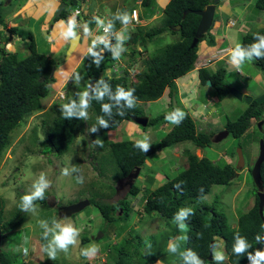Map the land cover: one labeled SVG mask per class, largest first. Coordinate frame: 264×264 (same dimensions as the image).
Listing matches in <instances>:
<instances>
[{
    "label": "rangeland",
    "instance_id": "1",
    "mask_svg": "<svg viewBox=\"0 0 264 264\" xmlns=\"http://www.w3.org/2000/svg\"><path fill=\"white\" fill-rule=\"evenodd\" d=\"M28 1L29 0H0V3H4L0 9L4 14L6 13L7 21L5 26L7 29L12 26L11 22L19 17L18 14L9 19L11 14ZM220 1L221 3L224 2V0ZM230 1H237L246 5L249 0ZM165 2L166 0H151L152 7L151 9L149 8L145 11V17L150 14L151 16L148 18L149 21L145 22V25H147L143 28V30L161 25V7ZM86 3L87 5L83 7V9L87 10L90 14H93L95 11L99 12L106 10L111 18L118 9H123V6H125L128 10L137 7L135 0H86ZM251 3L255 5L254 2ZM253 7L251 6L250 9H255ZM140 8L145 9L146 6H140ZM72 10L73 7L69 8V6H66L64 11L67 14V18L72 15ZM153 14L155 15L153 16ZM219 15V7L217 6L214 20L223 27L218 26V30L216 31L213 28L214 25L211 26L199 42L200 47H213V52L221 47H224L223 43H225L224 41L226 40L229 43H232L234 40L236 42L238 38L241 39V37L236 35V32L232 33V30H230L231 32L228 31L230 33L227 35V31H224L226 29V26H224L225 18H220ZM152 16L154 18H151ZM27 18V21L31 22L30 26L32 27L36 46H39L42 49L47 45V40L43 36L44 33L42 34L40 31L39 25L37 24L38 21L33 18L31 19L30 16ZM18 20L19 19H17L16 22H19ZM60 20L66 19L63 17L56 19L54 11L50 21V25H52L53 28L47 29L48 34L53 38L52 43L55 45L60 43V50L52 55L54 60L57 62V72L53 75V79H55L54 83H50L49 86L51 91L50 94L42 101L44 109L41 112H31L25 117L21 126L14 129L9 139V145L0 159V204L1 206L3 205L1 210L3 212L2 214H4V220L12 218L17 212L21 211L19 208L21 197L31 188L33 181L38 178L41 173H44L51 181V186L45 192L48 194L46 196L47 203L44 205L37 204L35 213L26 212V218L24 219L22 225L5 235V239L2 242V250L7 249L17 264L23 260L31 261L32 264H69L72 262L83 261H89L92 264H107L110 249L114 246L123 245L128 239H131V235L134 232H138L140 236H142L143 232L152 233L153 231L159 230L157 226V223H159V216L154 214L151 217H147L142 211V206L145 203V196L148 191L155 189L158 185L167 181V175H170L171 173L167 166L168 163L176 170H180V163L185 161L186 157L183 153L185 148L192 149L199 157L205 155L211 160H218L219 155L226 152L224 155L227 157L228 163L230 165L235 164V166L237 163V155L233 159H230L229 156H231V153L235 154L238 148L241 149L245 159V166L242 170L234 167L237 175L232 179L231 184H214L211 186L210 192L207 195L195 202L198 205L207 203L210 204V206H215L216 210L222 211L227 216L230 226H235L237 215L242 212H247L255 203L252 185L253 180L249 174L248 167H251L254 159H256L259 141L264 138V124L260 128L256 124L255 120H252L251 127L243 134L242 137L234 138L231 134H228L223 140L214 142L209 146L204 147L202 151L194 148L191 144H179L175 148H165L163 149L164 151L162 150L153 157L151 156L152 158L150 157L146 160L140 175L135 180L120 179V177L117 178V173L114 171V165L109 162V153L107 148L96 145L93 142L97 138L102 140L103 144L106 142H117L123 139L135 141L136 139H141L144 136H147L149 143H152L161 139L162 136L168 132L167 130H162L158 128L157 125L145 128L133 121H124L117 129L104 131L97 123V117L95 116L93 109L89 108V119H83L78 126L77 139H75L73 145L69 148L68 153L63 156H58L45 142V114L50 106L58 101L56 99L58 98L56 95V89L60 87V85L66 86L67 94L71 95L73 92L83 91L86 87L85 73L82 64L79 65L81 61L78 63L73 62L75 59L73 56L75 54H72L70 57L67 56V41H64L59 37L58 22ZM78 22L82 25L83 19H79ZM234 25L237 26L238 22H235ZM16 29L21 32V35L26 36V33L21 31V27ZM79 29H81V27L78 28V30ZM132 30H134V28H132ZM135 32L136 29L133 33ZM4 34L5 33H3L2 37L3 40L7 42L5 44L8 50L15 51L21 56H25L27 54L28 39L24 38L22 40L19 36L13 35L9 41H7V38L10 36L9 34ZM125 35L128 37L125 40V43H128L131 46L130 50L132 52L135 51L134 49L139 50V48H136L135 45L139 44L141 46L140 40L136 37V40L133 39L130 41L129 31H126ZM215 37H217L219 41L218 45ZM178 39V30L174 32L167 30L150 38L146 44L150 48L151 55L157 53L158 50L165 44L169 42L173 43ZM145 55L147 57L146 52ZM200 55L203 54L201 53ZM202 57L204 56H199L200 59ZM220 58L221 55L216 53L208 58L207 63H212L213 60L217 61ZM247 59L248 58H245L246 62L240 69L242 74L236 72L237 70L235 67L231 64V62H229L226 65V73L223 81L227 84L233 85L234 88L241 92L245 89V91H247L246 95L244 94L245 96L252 97V99L256 100L257 103H261V101H264V84H262L263 86L260 85V87H262L260 88L257 85L259 82L257 79L264 81V75L262 74V71L256 69L252 63L247 62ZM136 64L138 66L137 69L134 66H128L131 68L130 71L132 76L134 74V69H136L135 72H139L140 69L144 70L142 61L137 62ZM75 65L79 66L76 67ZM218 66L219 64H216L214 68L216 69ZM77 72L83 77L79 85H76L73 80V77ZM132 76L130 75V77ZM198 78V72L195 70L187 77L182 78L184 80L177 81L180 94L179 98L176 99V103L179 109H183L180 108V106L188 107V110L193 111L194 115H196L198 110L203 114H209L211 117L209 127H206L205 123H198V129L206 128V131L211 129L212 134L215 136L220 131H223L227 118L232 120L236 119L239 113L245 111L248 104L244 101L235 99L231 95L220 101L216 95H214L215 92L213 91V88L210 85H207L206 82L205 85L199 84L197 92L192 91L194 82L192 83L191 80H196ZM185 79L190 80L191 83L183 84L182 82L187 81ZM178 88L175 87V91H177ZM195 104L198 105V108H194ZM203 104L206 107H203ZM177 105L172 102L171 107H176L177 109ZM215 106H217L221 115V118L217 121L212 113V109ZM163 107H165V105H162L161 101L150 102L142 105L143 110L146 111L148 116L152 118L162 113H167L158 112V110ZM262 120H264V113ZM126 122H130L133 126H135L133 132L128 133L124 128ZM93 125L96 126L97 131L89 132V128ZM163 128H167V126H164ZM64 168L68 169L69 174L67 176L62 175V169ZM81 177L84 181L83 183H78L77 180ZM132 180V183H136L140 186L141 191L136 196H127L130 190L129 181ZM93 197L101 202L109 204L116 203L118 200L127 197V200L131 205V216L125 228L118 230V227L115 228L114 226H108L106 228V232H103L102 218L98 209L91 204L86 206L82 211L76 213L74 216L70 217L64 216L63 213L58 214L56 212L57 210L54 208L55 206L68 205L79 200ZM52 205L55 206L53 207ZM212 209H210V211ZM41 220H46L50 228L53 226L54 221L61 223H73L80 229L77 244L69 246L67 252L57 250L56 259L54 261L49 259L47 254L42 249L43 246L51 239V233H49L47 239L43 238L42 234L44 229L39 225V221ZM100 233H102V236L99 239L96 238V235ZM84 234L92 236L94 240L83 244L81 238ZM24 237H28L29 239V243L27 244L29 254L27 256H24L20 251H16V249L23 244ZM42 238L44 239V242H42ZM169 243L176 244V238L169 240ZM185 243V239L184 243L181 241L178 246V251H182L184 249ZM91 244L97 245L99 251L93 258H85L81 255V249L88 247ZM214 250L222 251L225 254V259L217 263H227L226 252L224 244H222V239L215 237ZM153 264H177V262L172 261L170 257H161V260H157Z\"/></svg>",
    "mask_w": 264,
    "mask_h": 264
},
{
    "label": "trees",
    "instance_id": "2",
    "mask_svg": "<svg viewBox=\"0 0 264 264\" xmlns=\"http://www.w3.org/2000/svg\"><path fill=\"white\" fill-rule=\"evenodd\" d=\"M61 1L65 2L69 8L79 6L78 0ZM211 2L212 0H169L162 9L160 26L147 30L139 28L137 38H141V41H144L167 30L174 32L172 29L174 26H181L178 30L179 39L173 43L165 44L157 53L148 56L144 60L142 74H139L134 82L129 83L127 81L130 77L127 71L124 72L125 75L123 74V76L101 74L105 67L104 60L112 59L110 61H114L109 50L105 49L102 52L104 59L99 67L92 63L90 56L85 55L83 67L86 85L89 82H94L93 84H95L100 77H103L112 85L113 92H115L117 85H122L126 89H135L132 95L136 98V103L132 108L125 105L122 109L124 112L123 116L118 115L120 110L118 105L113 107L111 116L101 112V103H113L108 100L107 96L103 101L90 100V108L93 109L95 116H103L109 122L108 128L101 126L102 130H115L124 120H131L133 117L145 115L141 103L160 101L162 98L161 94L166 86H169L170 94H172L174 91L173 80L194 69L199 42L208 31L200 37L198 44L191 48L190 44L199 17L194 13H190L182 19V14L188 9L201 10ZM142 3L144 6L151 7V0H143ZM3 5L4 3L1 2L0 7ZM255 5L264 11V0H256ZM64 10L56 19L61 17L67 19V14ZM83 18L85 22H88L89 27L93 24V19H89L87 15L83 16ZM5 19L6 13L4 14L0 9V26L3 28L5 27ZM118 22V20L114 21L115 28L119 25ZM10 30L13 34L17 33L14 27ZM254 33L264 35V29H255L248 34L242 35L241 46L243 48H248L254 42ZM26 37L29 41L28 52L25 56H21L14 51L6 52L5 47L0 45V159L9 145L11 133L22 124L21 122H23L25 116L33 111L40 112L44 109L42 100L50 94L49 83L54 80L53 77L49 78V76L54 66L56 67L55 60L37 48L32 31L27 32ZM102 47L103 45L100 46V49ZM257 58L254 59L255 63L264 69V57ZM225 73V67H220L214 72H209V70L204 68L199 71L200 82L205 85V81L209 79L211 87L219 100L229 94L227 84L223 81ZM76 93L73 92L68 95L63 102L57 101L53 103L45 114L44 124L46 130L44 139L58 156L68 153L69 148L77 139V129L83 120L76 116L71 119H65L60 111V106L63 103L68 102L69 99L77 98ZM121 103L123 104V102ZM182 110L185 113L184 119L178 125L172 124L173 127L161 139L150 143L149 150L146 153L134 147V140L123 139L103 144V147L108 150L109 162L114 165L117 178L126 177L136 167L142 168L148 158L153 157L165 148L170 149L177 144L188 142L194 147L197 146L203 149L212 143V133H197L193 119L184 108ZM263 112L264 101L257 103L256 100H252L245 111L236 119L228 118L225 127L230 131L231 136L240 138L250 128L251 119H260ZM167 114L168 112L149 118V123L145 128L155 125L160 128L163 124L168 125L170 122L165 119ZM184 152L187 161L186 167L179 172L170 170L171 173L167 175V181L148 191L145 196L142 211L147 217H151L154 214L159 216V223H157L159 230L152 233L143 232L142 236L138 232H134L131 235V239H128L123 245L114 246L110 249L107 264H153L161 257H170L177 264H187V261L183 258V253L188 249L193 250L204 261V264H218L215 260L208 258L210 242L215 236L223 238L227 257V263L225 264H250L247 253L242 256L233 253L234 234L238 232L241 236L246 237L247 242L251 245L247 251H254L257 244L256 235L264 234V227H262L264 223L258 212V197L254 194L255 204L247 212L239 214L237 227L232 228L227 216L222 211L216 210L215 206H210L207 203L198 205L195 202L207 195L212 185L231 184L232 179L237 175L235 168L224 160L213 162L207 156L199 158L190 148H185ZM260 177L264 187V161L261 164ZM175 184H180L181 189H176L174 187ZM201 189L203 190L201 191ZM140 190V186L134 183L127 196H136ZM46 196L47 194H45ZM46 202L45 198L34 203L44 205ZM90 202L99 211L103 223V232H106L108 226L118 227V230H121L128 224L131 216V205L127 197L112 204L101 202L94 197L90 198ZM183 207H191L194 210V215L184 221L187 225V229L184 232L179 229L174 220L176 213ZM1 209L2 206L0 204V230L3 232L19 225L26 216V212L19 211L11 219L3 221ZM210 209L212 210L210 211ZM119 211H121L120 214ZM185 236H187L185 240L186 247L182 252L178 251L179 241ZM174 238L177 239L176 251L170 253L168 251V242ZM81 239L83 244L94 240L92 236L87 234H84ZM42 242H44L43 238ZM0 264H14L13 256L6 249H1L0 251ZM18 264L32 263L21 261ZM69 264L92 263L83 261Z\"/></svg>",
    "mask_w": 264,
    "mask_h": 264
},
{
    "label": "clouds",
    "instance_id": "3",
    "mask_svg": "<svg viewBox=\"0 0 264 264\" xmlns=\"http://www.w3.org/2000/svg\"><path fill=\"white\" fill-rule=\"evenodd\" d=\"M78 1H79L78 2L79 6L76 8H73V10H72L73 12H71L72 15L69 16L66 20H60L58 22V27H59V37L61 39H63L64 41H67L68 49L70 46V42L76 41L78 38H79V40H78V43H77L74 51L76 50L78 44L82 43V41L85 39L87 40V50H86V52L82 58V61L79 65L82 64V67H83V59H84L85 55H88L92 58V63L95 64L96 67H99L101 64V61L104 59V57L102 56V52H104L105 49H107L111 52L112 58L116 62L114 65V64L110 63V60H112V59L107 60V61L104 60V62H105L104 66L105 67L101 71L102 75L105 74L108 76H119V75L123 76L125 71L128 72L131 69L128 66H134L137 69L138 68V66L136 64L137 62L142 61V64H143V59L146 57L145 52L147 53V55L148 54L150 55V48L146 44V42L149 41L150 38L147 40H144V41H141V38H137L138 40L141 41V46L139 48V51L135 52V53L130 50L131 46L129 44L125 43V40L128 38L125 35V32L127 31L128 27H131V28L136 27V33H137V37H138L139 28L143 29L147 25V24L145 25V22L149 21L148 18H150L151 14L147 17H145L144 15L141 14L143 9L140 8V6L141 7L144 6L142 3L143 0H140L139 4H136L137 7H134L131 10H128L127 8H125V6H123V9H121V10L118 9L117 12L114 13V15H112V18L110 17V15H108L109 13L106 10L99 11V12L95 11L93 14H90L87 10L83 9V7H85L87 5L86 0H78ZM61 3H63V2L61 1ZM61 3H60V5H61ZM220 5H221V1L217 0L216 9H217V6L220 8ZM151 7L146 6V8H148V9L149 8L151 9ZM161 8L163 9V7H161ZM161 13H160V18H161ZM85 15H87L89 19H93V24L90 27H89L88 22H85V20L83 18V16H85ZM153 16L151 18H154ZM136 17L138 20L137 23L134 22V19H136ZM79 19H83L82 25L79 24V22H78ZM116 20H118L122 26L120 30H116V28H115L114 21H116ZM5 21H6V19H5ZM227 22H230L229 24L231 25L234 21L228 20ZM214 23H215V20L213 19L212 26L214 25ZM5 24H6V22H5ZM80 27H81V29L78 30V28H80ZM11 28H12V26L8 27V29L6 28V26L4 28L2 26H0V40L2 39L3 33H5V32L10 33L11 32V30H10ZM14 28H17V27H14ZM16 31H18V30L16 29ZM24 33H27V32H24ZM19 37L22 40L24 39L23 37L28 39L24 35L19 36ZM33 37H34V34H33ZM253 40H254V42L251 43L248 48H243L240 43H237L235 45V47L231 50L230 61L236 70L239 71L241 69L242 65L246 62V60H245L246 57L249 58L247 62L253 61V57H264V35H262L260 33H254L253 34ZM7 41H9V38H7ZM28 41H29V39H28ZM34 41H35V39H34ZM89 41H90V44H89ZM198 42H199V40H198ZM143 43L145 44L144 46L142 45ZM101 45H103V47L100 49ZM200 50H201L200 45H198L197 57L195 60L194 69H192L191 71H193V70L195 71L196 68L203 69L207 65L208 57L204 56L200 59L199 58V56L201 54ZM40 51L42 53H46L47 55H48V53L50 54L48 49H45V48H42V49L40 48ZM74 51L69 55V57L72 56ZM6 52H8V50ZM202 54L204 55L205 53H202ZM52 59H54V58H52ZM55 63H56V68H57V62L55 61ZM79 65H75V66L78 67ZM136 69H134L133 76L130 77L129 79H127V81L129 83L134 82L142 70V69H140L139 72H135ZM83 70H84V67H83ZM82 79H83V77L81 76L80 73H78V72L75 73L73 80H74V83L76 85H79L80 81ZM54 81H55V79L53 81H51L50 83L52 84V83H54ZM50 83H49V86H50ZM93 83L94 82H92V83L89 82L83 91L77 92L76 93V97H77L76 99H69L68 102L63 103L60 106V111L62 113V116L65 119H71L73 116H76V117H79L81 119L88 120L89 119L88 109L91 106L90 100L94 99L97 101H103L106 96H107L108 100L112 101L113 103H101V112L107 114L108 116L112 115V109L114 106H117V105L120 106V110L118 112V115L123 116L124 115V112L122 110L123 107L126 105L127 107L132 108L136 103V98L133 97V95H132V93L135 91L134 88L126 89L122 85H117L115 87V92H113L112 91V85L107 80H105L103 77H100L95 82V84H93ZM62 86L60 85V87H62ZM60 87H58L56 89V95L58 96V98H56V99L58 101L63 102L66 100V97H67V89H66V86H63L62 88H60ZM90 93H91V95H90ZM61 94H62V96H61ZM230 95L233 96L229 92V94L227 96H230ZM121 102H123V104ZM141 104L145 105V104H147V102L141 103ZM202 106L206 107L204 104ZM196 107L198 108V105H196ZM183 108L187 109V113L193 119L195 126H196V132L197 133H199V132H205L206 134L212 133L211 129L209 131H206V128L198 129V123H205L206 127L207 126L209 127L210 119H209V117H206V114H203V113L199 112V110H198L196 115H194L193 111L188 110L189 109L188 107H183ZM33 112H35V111H33ZM241 113H239L238 116ZM263 113H262V116L260 119L252 118L251 119V125H252V120H255V122L258 126H259V122L263 121L261 126H259L261 128L262 125L264 124V120H262L263 119ZM184 117H185V113L183 110H181L179 108L174 109L165 116V119L170 122V123H168V125L164 124V126H167V128H163L164 126H162V127H160V129L163 128L164 130L170 131V129L173 127L171 124L178 125L179 122L184 119ZM133 118L131 120H124V121H133ZM97 123L102 127H105V128L109 127L108 120L104 119L103 116L97 117ZM16 128H18V127H16ZM95 131H97V128L95 125H93L91 128H89V132H95ZM229 134H230V132H229ZM217 135L212 136V139H211L212 143L217 142L216 141ZM262 139L264 140V138H262ZM262 139H260V140H262ZM219 141H221V140H219ZM93 143L103 147V141L100 140L99 138H97ZM181 144H189V143L187 142V143H181ZM178 145L179 144H177L176 146H178ZM259 146H260V141H259ZM259 146H258V154H259ZM134 147H136V148L140 149L142 152L146 153L150 147L148 137L144 136L141 139H136L134 142ZM175 147H173V148H175ZM194 148L200 149L202 151V148H198V147H194ZM238 149H240V148H238ZM240 151H241V149H240ZM225 153L220 154L218 160H212V161L218 162V161L224 160L228 163L227 157H225V155H224ZM258 154H257V157H258ZM236 155H237L236 152H235V154L231 153V156H229V157H230V159H233L234 157H236ZM203 156L204 155H202L201 157H203ZM241 156L243 159V165L241 166L240 170H242V168L245 166V159L243 157L242 151H241ZM201 157H199V158H201ZM257 157H256V159H257ZM256 159H254L252 166L248 167V171H249V174L251 175L252 180H253V177H252L251 171H252V168L254 166ZM236 160H237L236 166L234 164V165H231L232 167L238 166V155L236 157ZM185 161H186V157H185ZM183 162L181 163L182 165H181L180 170H176L175 168H173L169 164L167 165L168 169L176 171V172L182 171L186 167V164H187V162L185 164H183ZM260 168H261V166H260ZM141 170H142V168L139 167V173H138L137 177L140 175ZM68 174H69V172H68L67 168L62 169V175L67 176ZM166 174H168V173H166ZM136 178H133V180H135ZM133 180L129 181L130 182V189L134 184V183H132ZM83 181L84 180L82 177L77 180L78 183H83ZM252 185H253V194H255V192L258 191V188L255 185L254 181L252 182ZM50 186H51V181L48 179V177L44 173H41L38 176V178H36L33 181L31 188L27 192H25L24 195L22 194L23 196L21 197V203H20V207H19L21 209V211L35 213L36 212V205L39 203L35 204L34 202L37 200H44L46 198L45 194H47L45 192ZM174 187L178 190L181 189L180 184H175ZM202 190L203 189H201V191ZM52 206L54 207L55 205H52ZM2 207H3V205H2ZM120 212L121 211H119V214H120ZM75 214L76 213H74L72 215L74 216ZM263 214H264V211H263ZM72 215H70V216H72ZM191 215H194V210L191 207L180 208L179 211L176 213L174 220L182 232L186 231V229H187V225H186V223H184L185 219L190 217ZM70 216H68V217H70ZM25 218H26V216H25ZM9 219H11V218H9ZM9 219H7V220H9ZM24 219L19 225L15 226L14 228H12L9 231L3 232L0 230V235L4 238L7 233L19 228L22 225V223L24 222ZM3 220H4V214H3ZM262 221L264 222L263 219H262ZM39 225L41 228L44 229V232L42 234L43 238L47 239L49 236V233H51V239L49 240V242L46 245L43 246V249H42L47 254V257L49 259H51L53 261L56 259L57 250L67 252L69 246H74L77 244V240H78V237L80 235V229L77 228L73 223H70V222L61 223V222L54 221L53 226L50 228L48 226V223L46 220H41V221H39ZM262 227H264V225H262ZM97 235H99V234H97ZM97 235H96V238H98ZM215 237H217V236H215ZM215 237L212 240L214 242L213 250H212V259L215 260L216 262H220V261L225 259V254L222 251L214 250ZM234 237H235V243L233 244V253L234 254H236L238 256H242L245 253H247V257H248L250 264H264V249L257 248L252 252H248L247 250L251 247V245L247 242L246 237L241 236L238 232L234 234ZM184 239H187V237L186 236L183 237L179 241V243H181V241H184ZM255 239H256L257 243H264V237H261L260 234H257ZM1 243H2V240L0 239V244ZM28 243H29L28 237H24L23 244L20 247H18L16 249V251H20L23 253L24 256H27L29 254V248L27 247ZM0 251H1V248H0ZM98 251H99L98 246L95 244H91L90 246L81 249V255L84 256L85 258H93L98 253ZM168 251L170 253L175 252L176 251V244L169 243L168 244ZM183 258L185 261H187V264H204V261L200 257H198L197 254L191 249H188L183 253ZM159 260H161V259H159ZM23 261H25V260H23ZM226 262H227V259H226Z\"/></svg>",
    "mask_w": 264,
    "mask_h": 264
},
{
    "label": "crops",
    "instance_id": "4",
    "mask_svg": "<svg viewBox=\"0 0 264 264\" xmlns=\"http://www.w3.org/2000/svg\"><path fill=\"white\" fill-rule=\"evenodd\" d=\"M168 1L169 0H166V2L164 4H162V7H164L165 4ZM139 2H140V0H136L135 1V4H139ZM251 2H254L255 3L254 0H249L246 5L242 4L241 2H237V1H233L232 2L230 0H224V2L221 3L220 8H219V12H220V15L219 16H220V18L221 17L225 18V23L226 24L224 26H226V29L224 31H227V35L231 32L230 30H232V33H235L236 32V35L238 37H241L242 35H244L246 33L248 34L251 30H255V29L258 30V29L264 28V11L263 12H260V10L257 9V8L251 10L250 9L251 6L252 7L253 6L255 7V5L253 3H251ZM60 3H61L60 0H29L27 3H24L21 7H19L18 9H16L11 14V17L9 19H11V18H13V17H15L16 15L19 14V17H17V19H19L18 20L19 22H16L17 19L16 20H13L12 22L10 21L12 23V27H17V28L18 27H21V29H22L21 31L28 32V31H32V27L30 26L31 22H28L27 21V19H28L27 17L30 16L31 19L33 18L36 21H38L37 24L39 25V29L42 32V34L44 33L43 36L47 40V45L44 46L43 48L49 49L50 54L53 55V53H56V52H58L60 50L59 49L60 43H57L56 45L54 43H52L53 42V38L48 34L47 29L48 28H50V29L53 28V26L50 25L51 17L53 16L54 11L58 8V6L60 5ZM147 9L148 8L143 9L142 12H141V14L145 16V11ZM250 11H252V12H250ZM228 20L236 21V22H238V25L237 26L235 25L233 28H231V26L229 24L230 22H227ZM6 21H7V19H6ZM118 23H119V25L121 27L120 22H118ZM218 26L223 27V26L219 25L218 22H215L214 23V27H213L214 30L217 31L218 30L217 29ZM135 29H136V27H134V30H132V28L129 30V32H130V36L129 37H131L133 34L136 33V32L133 33L135 31ZM228 31H230V32H228ZM5 34H7V35L9 34V36H10L9 39L13 35L14 36L15 35L21 36V32H19V31H17L16 34H13L12 32H10V33L5 32ZM136 37H137V35L134 37L135 40H136ZM215 39H216L217 45H218V42L219 41H218L217 37H215ZM2 40H3V37H2ZM236 41L237 42H234L233 41L231 43V45L233 47H235V45L237 43H240L238 41H241V39L238 38ZM135 47L136 48H140V45L139 44H136ZM37 48L40 49L39 46H37ZM212 48H207V47H204V46L200 47V49H201L200 52L201 53H205L204 55H200V56H206L208 58L211 57V56H213L214 54H216V51L215 52L210 51ZM86 50H87V40L85 39V40L82 41V43L78 44L76 50L74 51L73 54H75V55L73 56V58L75 57V59L73 60V62L78 63V62L82 61V58H83ZM134 50H135L134 52H138L139 51L138 49H134ZM230 51H227V52H230ZM50 54L48 53L49 57L53 58ZM219 55H221V58L219 60H217V61L216 60H213L212 63H209L208 65H206V67L204 69L209 70V72H214L216 69H218L220 67H225L226 68V65L229 62H231L230 61V56L229 55H226V54H222V53H219ZM148 56H150V55L148 54L147 57H145L143 59V65H144V60L146 58H148ZM115 62H116L115 60L114 61H110V63H112L114 65H115ZM250 63L253 64V61H251ZM216 64H219V66L215 69L214 66ZM55 70H57L56 67H55ZM195 70H197L198 77L199 78L196 79V80H191V82L192 83L194 82V84L192 86V91L197 92V90L199 89V87H198L199 84H202V83L200 82V79H201L200 78V75H199V71L200 70L197 69V68ZM193 71H191V72H193ZM191 72L187 73V75H185L184 77H187ZM236 72H238L239 74H242V72L240 70L239 71L237 70ZM139 74L141 75L142 74V71ZM262 74H263V72H262ZM184 77H182V78H184ZM182 78L180 80H184ZM185 80H187V79H185ZM207 80H209V79H207ZM257 80L259 81L257 83V85L259 87H260V85L263 86L262 84H264V81H262L261 79H257ZM191 82H190V80H187V81H184L182 83L183 84H187V83H191ZM209 82H210V80H209ZM210 86H211V82H210ZM229 86H232L233 87V85L227 84V87H229ZM260 88H262V87H260ZM263 89H264V87H263ZM243 90L244 91H242V92L240 91V92L241 93H243V92L244 93H247V91H245V89H243ZM170 93H167V94L165 93L164 96H162V98H161L160 101L162 102V105H165V107H163L162 109H159L158 112H160V113L161 112H168L169 113V112H171L172 109H176V107L173 108V107H171V105H172V102H173V104H176L177 105V103L175 102L174 99L179 98L180 90L178 88L177 93H175V92H173L172 94H170ZM214 95H216V94L214 93ZM216 97H217V95H216ZM227 97L228 96H225L222 99L227 98ZM150 102H152V101H147V103H150ZM180 103H181V101H180ZM195 107H196V104H195L194 108ZM177 108H178V105H177ZM180 108H183V106H180ZM144 112H145V115L148 116L147 112L146 111H144ZM212 113H213V116H214V118H215L216 121L221 118V115H220V112L218 111L217 106H215L212 109ZM145 115H143V116H145ZM148 117L149 118H152L150 116H148ZM206 117H209V119L211 118L209 116V114H207ZM227 119H226L225 122H227ZM124 128L127 130L128 133H130V132H133V130L135 129V126H133V124H131L130 122H128V123L126 122ZM162 130H164V129L162 128ZM223 130H226V127H224ZM145 132H147V131H145Z\"/></svg>",
    "mask_w": 264,
    "mask_h": 264
},
{
    "label": "water",
    "instance_id": "5",
    "mask_svg": "<svg viewBox=\"0 0 264 264\" xmlns=\"http://www.w3.org/2000/svg\"><path fill=\"white\" fill-rule=\"evenodd\" d=\"M216 3H217V0H213L212 3L206 5L201 10H190L189 9V10H186L184 12V14H182V19H184L185 16L187 14H190V13H194L195 15H197L199 17V21H198L197 27L195 29L191 45H190L191 48H194L196 46V44L198 43L199 38L211 28L212 23H213V19H214V15L216 13ZM65 8H66V3H64V2L61 3V5L58 7V9H56L55 17H58ZM180 27H181L180 25H177V26L173 27V30L177 31L180 29ZM136 35H137L136 33L133 34L129 40L132 41ZM78 39L76 41L70 42V46H69V49L67 52V56H69L74 51V49L78 43ZM206 84L210 85L209 80L206 81ZM228 91L230 92V94L233 95L234 98H236L238 100L243 99L242 93L240 91H238L237 89H235L233 87H229ZM251 100H252L251 97H248V96L244 97V101L247 104H250ZM133 121L136 122L137 124L141 125L142 127H145L148 124V117H146V116L134 117ZM262 123H263V121L259 122V126H261ZM228 134H229L228 130H223V131L219 132V134L216 137V141L222 140ZM236 153L238 155V165H243V159L241 156L240 149H237ZM263 161H264V140L262 139V140H260L259 154H258V157H257L255 163H254L251 174L253 177V181L258 188L259 214H260L261 218L264 220V218H263L264 217V214H263V211H264V188H263L262 183L260 181V179H261V177H260V166H261ZM138 173H139V169L137 168L134 173L129 174V178L130 179L136 178ZM89 204H91L90 200L85 199V200H80L78 202L71 203L68 205L60 206V207H58V210L62 211L64 216L68 217L74 213L81 211L83 208H85ZM101 235L102 234L100 233L99 235H97V237L100 238ZM213 245H214V242L211 241L210 252H209V257H208L209 259H212ZM262 247H263L262 243H257L255 249H257V248L262 249Z\"/></svg>",
    "mask_w": 264,
    "mask_h": 264
},
{
    "label": "bare ground",
    "instance_id": "6",
    "mask_svg": "<svg viewBox=\"0 0 264 264\" xmlns=\"http://www.w3.org/2000/svg\"><path fill=\"white\" fill-rule=\"evenodd\" d=\"M256 1V0H255ZM65 3V2H64ZM157 5V4H156ZM156 5H155V7H156ZM67 6V5H66ZM158 6V5H157ZM59 7V6H58ZM254 8H257V9H259L260 10V12H263L260 8H258L257 6H255ZM58 9V8H57ZM66 9V8H65ZM55 12H56V10H55ZM153 15H155V14H153ZM161 22H162V19H161ZM235 22L236 21H234L230 26H231V28H233L235 25ZM119 24V23H118ZM161 24V23H160ZM224 25H225V23H224ZM222 26V25H221ZM120 27V25H118L117 27H116V30H120L121 29V27ZM131 29V27H128V29H127V31H129ZM261 29H264V28H261ZM252 31V30H251ZM250 31V32H251ZM79 40V39H78ZM225 43H223L224 45V47H221L220 49H218V50H215L216 51V53H222V54H226V55H229L230 56V54H231V51L230 50H232L234 47L231 45V42L229 43L227 40L226 41H224ZM234 42H235V40H234ZM237 42V41H236ZM238 42H240V44H241V41H238ZM5 43H7V42H5L4 40H0V45L2 46V47H5V50L7 51L8 49L6 48V44ZM8 51H10V52H12L11 50H8ZM210 51H213V49H211ZM227 51H230V52H227ZM15 52V51H14ZM246 58H248V57H246ZM249 59V58H248ZM247 59V60H248ZM254 59H258L257 57H253V65H254V67H256L258 70H260L261 69V71L263 72V75H264V69L259 65V64H257V63H255V61H254ZM209 63H207V65H208ZM197 69H199V70H201L200 68H197ZM55 72H56V70H55V67L52 69V72L50 73V76H49V78H52L53 77V75L55 74ZM129 72V75H131L132 76V74H131V71L129 70L128 71ZM142 72H143V70H142ZM185 75H187V73L185 74ZM185 75H183L182 77H184ZM182 77H180V78H177V79H175V80H173V83L172 84H174V91L173 92H175V93H177V91H175V87H177L178 88V86H177V81H179ZM229 87H232V86H229ZM228 87V88H229ZM167 94V93H170V89H169V86H166L165 88H164V90H163V93L161 94L162 96H164V94ZM246 95V93H242V97H243V99H242V101H244V97H247V96H245ZM67 96H68V94H67ZM175 100V102H176V99H174ZM241 101V100H240ZM245 102V101H244ZM176 105V104H175ZM248 105H250V104H248ZM52 106V105H51ZM207 115V114H206ZM146 117H148L147 115H145ZM148 121H149V117H148ZM149 123V122H148ZM163 124V123H162ZM250 124V123H249ZM172 125V124H171ZM251 125V124H250ZM163 126H164V124H163ZM249 127V126H248ZM247 129V128H246ZM226 130H227V128H226ZM111 131V130H110ZM230 132V131H229ZM189 144H191V143H189ZM192 145V144H191ZM197 147V146H196ZM188 150V149H187ZM164 151V150H163ZM192 151V150H191ZM163 154V153H162ZM184 154H185V152H184ZM202 154H204V153H202ZM204 157H205V155H204ZM202 158V157H201ZM168 162V161H167ZM187 161H184L183 162V164H185ZM169 164V163H168ZM167 164V165H168ZM181 164V163H180ZM176 165V164H175ZM182 165V164H181ZM241 166L242 165H238L236 168H238V169H241ZM139 169V167H136L133 171H131L130 173H134L135 171H136V169ZM129 173V174H130ZM129 174L126 176V177H120V179H129ZM260 181H261V179H260ZM261 183H262V181H261ZM262 185H263V183H262ZM255 195L258 197V191H256L255 192ZM87 199H89L90 200V198H87ZM258 199H259V197H258ZM85 200V199H84ZM255 204V203H254ZM88 206V205H87ZM60 213H62V212H60ZM260 215V214H259ZM238 216H239V214L237 215V217H236V225L235 226H231L232 228H236L237 227V219H238ZM3 221H7V220H3ZM264 223V222H263ZM261 237H264V234H262V236ZM220 239H222V244H224L223 243V238H221V237H219ZM0 239L2 240V242L4 241V239L5 238H3L1 235H0ZM186 240V239H185ZM186 242V241H185ZM183 243H184V241H183ZM185 245V247H186V243L184 244ZM262 245H263V247H262V249H264V243H262ZM4 246V245H3ZM185 247H184V249H185ZM0 248L2 249L3 247H2V243L0 244ZM183 249V250H184ZM7 250V249H6ZM182 250V251H183ZM8 251V250H7ZM181 251V252H182ZM9 252V251H8ZM27 262H30V263H32L31 261H27ZM14 264H17V262L15 261V259H14Z\"/></svg>",
    "mask_w": 264,
    "mask_h": 264
},
{
    "label": "flooded vegetation",
    "instance_id": "7",
    "mask_svg": "<svg viewBox=\"0 0 264 264\" xmlns=\"http://www.w3.org/2000/svg\"><path fill=\"white\" fill-rule=\"evenodd\" d=\"M58 207H59V206H55L54 208H55V210H57L56 212H57L58 214H61L60 212H62V211L58 210ZM72 216H73V215H72Z\"/></svg>",
    "mask_w": 264,
    "mask_h": 264
},
{
    "label": "built area",
    "instance_id": "8",
    "mask_svg": "<svg viewBox=\"0 0 264 264\" xmlns=\"http://www.w3.org/2000/svg\"><path fill=\"white\" fill-rule=\"evenodd\" d=\"M135 12H136V11H135ZM134 22H135V23H137V22H138V20H137V17H136V19H134ZM61 96H62V94H61Z\"/></svg>",
    "mask_w": 264,
    "mask_h": 264
}]
</instances>
